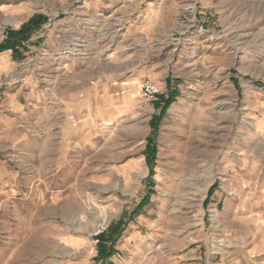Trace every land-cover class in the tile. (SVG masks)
I'll list each match as a JSON object with an SVG mask.
<instances>
[{"label":"rangeland","instance_id":"1","mask_svg":"<svg viewBox=\"0 0 264 264\" xmlns=\"http://www.w3.org/2000/svg\"><path fill=\"white\" fill-rule=\"evenodd\" d=\"M0 43V264H264V0H0Z\"/></svg>","mask_w":264,"mask_h":264},{"label":"built area","instance_id":"2","mask_svg":"<svg viewBox=\"0 0 264 264\" xmlns=\"http://www.w3.org/2000/svg\"><path fill=\"white\" fill-rule=\"evenodd\" d=\"M144 88L146 95H152L153 93L156 92V89L148 81L144 83Z\"/></svg>","mask_w":264,"mask_h":264},{"label":"trees","instance_id":"3","mask_svg":"<svg viewBox=\"0 0 264 264\" xmlns=\"http://www.w3.org/2000/svg\"><path fill=\"white\" fill-rule=\"evenodd\" d=\"M37 18H40L39 16H37ZM1 45H4V44H2V43H0V47H1ZM104 245V244H103ZM101 250H102V252H108L107 251V246L105 245V246H102V248H101Z\"/></svg>","mask_w":264,"mask_h":264},{"label":"crops","instance_id":"4","mask_svg":"<svg viewBox=\"0 0 264 264\" xmlns=\"http://www.w3.org/2000/svg\"><path fill=\"white\" fill-rule=\"evenodd\" d=\"M15 256V255H14Z\"/></svg>","mask_w":264,"mask_h":264}]
</instances>
